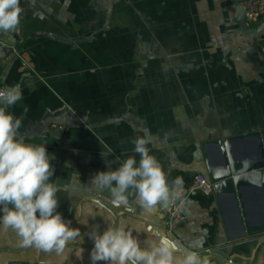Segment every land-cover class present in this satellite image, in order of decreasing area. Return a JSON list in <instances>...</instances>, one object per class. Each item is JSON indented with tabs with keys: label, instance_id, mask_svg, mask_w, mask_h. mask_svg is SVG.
I'll return each instance as SVG.
<instances>
[{
	"label": "crops",
	"instance_id": "obj_1",
	"mask_svg": "<svg viewBox=\"0 0 264 264\" xmlns=\"http://www.w3.org/2000/svg\"><path fill=\"white\" fill-rule=\"evenodd\" d=\"M243 2L21 0L20 48L6 57L0 34V82L20 85L23 97L8 111L19 118L27 107L19 133L54 155L52 182L68 186L56 211L81 235L64 253H45L21 248L0 226V264H92L97 225L101 234L124 227L141 247L166 235L178 259L199 241L201 264H213L206 258L214 248L230 256L227 264H264V234L223 246L215 194L191 189L197 175L209 180L205 142L264 128V16L243 28ZM143 136L168 182L183 181L175 203L184 217L173 231L171 204L147 213L132 198L115 205L107 190L91 187L99 172L130 156L139 162L133 141ZM208 149L217 161L216 146Z\"/></svg>",
	"mask_w": 264,
	"mask_h": 264
},
{
	"label": "clouds",
	"instance_id": "obj_2",
	"mask_svg": "<svg viewBox=\"0 0 264 264\" xmlns=\"http://www.w3.org/2000/svg\"><path fill=\"white\" fill-rule=\"evenodd\" d=\"M22 11L20 0H0V34L9 35L19 28ZM22 97L18 84L0 90V226L16 234L21 248L62 254L81 232L56 211L57 194L68 186L52 182L54 155L47 152L46 144L27 142L19 133L27 107L19 118L8 111ZM150 142L148 136L137 137L133 143L139 162L130 156L116 170L99 172L91 187L107 190L115 205L127 206L132 198L147 213L179 200L183 181L177 177L168 182L161 164L150 154ZM98 228L89 233L94 241L92 264H201L199 241L182 249L178 259L179 246L166 235L157 233V241L149 239L147 247H141L132 231L124 227L109 226L102 234Z\"/></svg>",
	"mask_w": 264,
	"mask_h": 264
},
{
	"label": "water",
	"instance_id": "obj_3",
	"mask_svg": "<svg viewBox=\"0 0 264 264\" xmlns=\"http://www.w3.org/2000/svg\"><path fill=\"white\" fill-rule=\"evenodd\" d=\"M237 16L238 23L248 29L246 9L242 3L238 7ZM11 36L12 39L8 38ZM1 39L5 43L6 57L12 55L15 48H20L18 29ZM210 144L218 149L217 161L210 155ZM248 144L249 148L251 145L253 147L250 153L240 154L242 149L239 150V147H246ZM204 147H207L205 152L209 180L214 187L213 193L220 207L226 232L223 246L264 234V128L211 140L205 142ZM228 260L230 256L221 248H214L206 258L207 262L213 264H227ZM11 264L48 263L27 259L14 260Z\"/></svg>",
	"mask_w": 264,
	"mask_h": 264
},
{
	"label": "built area",
	"instance_id": "obj_4",
	"mask_svg": "<svg viewBox=\"0 0 264 264\" xmlns=\"http://www.w3.org/2000/svg\"><path fill=\"white\" fill-rule=\"evenodd\" d=\"M243 4L246 9V20L248 23H252L264 16V0H244ZM6 87H8L6 84L0 82V90H3ZM191 189L203 190L208 193L214 191L213 184L203 174H199L195 177ZM183 217L184 216L181 211L180 204H171L169 207V217L167 220L168 230L173 231L178 226Z\"/></svg>",
	"mask_w": 264,
	"mask_h": 264
}]
</instances>
